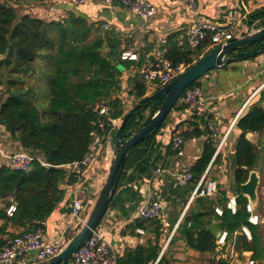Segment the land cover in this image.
Wrapping results in <instances>:
<instances>
[{
	"label": "trees",
	"instance_id": "16d2710c",
	"mask_svg": "<svg viewBox=\"0 0 264 264\" xmlns=\"http://www.w3.org/2000/svg\"><path fill=\"white\" fill-rule=\"evenodd\" d=\"M18 12L17 7L0 0V84L5 86L0 93V125L24 149L42 157L50 165L35 159L30 170L24 171L2 163L0 158V197L12 193L17 202V210L13 215L7 213L6 207H0V251L15 235L43 227L44 221L64 199V181L67 179L69 183H74L77 180L74 173H70L63 164L83 158L92 141V131L99 129L97 107L111 105L113 117L126 114L124 102L118 96L122 89L120 67L136 62L122 59L123 39L114 28H96L73 13L63 20H49ZM249 20L250 23L260 21L258 26L263 24L264 6L249 14ZM209 43L207 39L203 45ZM203 45L197 49H192L189 43L182 48H169L166 55L175 63H184L188 67L212 48L203 49ZM244 50L248 48L239 51ZM259 51V54L264 53V41L260 43ZM253 58L240 57L235 61ZM27 76L35 78L36 83H29L28 78L25 79ZM137 77L131 94L140 100L147 93L148 85ZM46 79L49 104L47 111L41 112L38 101ZM260 97L237 120L241 133L235 147L236 212L227 208L229 196L219 188L216 197L196 198L195 204L199 208L184 217L186 223L190 222L191 225L182 227L181 232L191 248L214 251L218 240L207 226L213 221L218 222L227 231L226 240L236 238V246L240 251H250L251 258L257 264H264V224L249 221V199L241 191V185L248 179L250 170L257 169L261 174L264 171V94ZM143 110L129 117L124 132L139 125L138 117ZM194 126L195 129L181 133L186 139L207 136L201 156L190 167L194 174L193 185H196L215 155L218 142L211 139L207 122L205 129H201L198 124ZM106 130L108 133L114 132L109 121ZM248 132L258 133L256 142L247 137ZM153 138L144 139L131 149L124 170L133 158L145 155L143 146L148 145ZM220 160L219 152L213 164ZM260 190L261 186L259 193ZM260 202L257 212L261 209ZM216 206L223 208L222 215L216 213ZM243 225L248 226L251 238L242 231ZM138 226L145 230L152 227L153 235L144 244L128 249L127 256L119 258L117 264L127 262L129 255H133L137 264H141V261L142 264H152L158 260L164 223L161 218L138 219L132 226L133 231ZM14 227H23V230L16 231ZM219 262L228 264L223 259H219ZM157 264H169L167 253L159 258Z\"/></svg>",
	"mask_w": 264,
	"mask_h": 264
},
{
	"label": "crops",
	"instance_id": "0c3cea01",
	"mask_svg": "<svg viewBox=\"0 0 264 264\" xmlns=\"http://www.w3.org/2000/svg\"><path fill=\"white\" fill-rule=\"evenodd\" d=\"M4 1L20 8L21 14L30 13L49 20H63L73 13L94 24L96 28L105 29L102 26L109 24L108 29L114 28L120 32L123 39V51L134 49L138 54V59L134 60L136 61L134 64L120 67L122 89L118 96L124 102L126 113L132 106L129 104V97L136 98L135 94H131L135 86V78L138 76L137 78L143 81L139 75V68L153 61L156 49L164 43L168 49L187 46L188 27L206 20L215 21L233 30H243L244 33L241 35L243 36L247 34L246 31L256 27L260 22L255 20L254 23H250L249 14L264 6V3L260 5L264 0H197L196 8L188 9L184 0H149L156 12L150 18H143L134 15L119 2L104 5L101 2L76 4L73 0ZM256 21L258 24H255ZM210 43L204 44L203 49L211 48ZM263 67L264 64L255 57L233 61L203 75L198 81L205 95L203 105L198 108H183L179 105L173 108L160 131L148 145L143 146L145 155L141 158H133L131 164L124 170L123 177L101 223L106 239L117 255V260L126 257L128 249H135L140 244H144L153 235L152 227L147 229L145 234H140L136 229L133 231L132 226L138 220L137 212L141 203L147 199L148 195L155 194L162 200L164 207L161 217L164 232L161 238L162 249L159 258L167 253L169 264H213L219 259L227 261L228 264H246L247 259L251 257V252L240 251L236 246V238L226 240L222 246L218 243L214 251H199L188 245L181 229L184 226L190 227L191 223L187 224L181 216L196 185L180 186L171 173H159L158 168L171 167L173 170L177 167L190 168L201 156L207 136L186 139V155L175 157L172 150L175 129L176 132L181 133L195 129L196 124L200 125L201 129H205L206 122L208 125V117L216 114L215 127L219 140L228 131L229 135L219 151L220 162L213 164L215 154L204 173H207L208 178L218 180L219 187L225 190L228 196H238L235 189L236 157L233 147L241 133L237 120L251 104L261 98V94L254 95V91L263 80L259 74V70ZM147 85L148 91L145 96L157 89L151 83ZM4 88L5 86L0 84V93ZM247 101L249 102L246 105ZM262 104L264 105V102ZM234 121L235 124L232 126ZM208 130H210L209 127ZM247 137L256 142L258 133L248 132ZM0 147L7 153L24 149L18 141L13 140L3 125H0ZM112 155L113 151L105 144L95 164L84 169L82 180L77 178L74 183H69L67 179L64 181L62 184L65 189L64 199L43 223L47 241H56L70 225H76L72 216L73 199H81L84 203V215L89 213L106 179ZM0 158L2 163H8L6 158L1 156ZM217 195L218 193L213 197ZM12 200H15L12 193L6 197H0V207L7 208L6 204H10ZM195 200L189 204L184 217L199 208ZM212 223L218 222L213 221ZM14 230L22 231L23 227H14ZM39 260L37 251H31L24 259L13 264H27ZM158 260L152 264H157ZM123 264L137 263L133 255H129V259Z\"/></svg>",
	"mask_w": 264,
	"mask_h": 264
},
{
	"label": "built area",
	"instance_id": "2783aa9c",
	"mask_svg": "<svg viewBox=\"0 0 264 264\" xmlns=\"http://www.w3.org/2000/svg\"><path fill=\"white\" fill-rule=\"evenodd\" d=\"M76 4L90 3V2H101L104 5H112L114 2H119L127 7L134 15L143 18H150L154 16L156 9L149 0H73ZM188 9H194L197 6V0H184ZM255 24H258L256 21ZM105 29L110 28L109 24L102 26ZM253 27L251 30L254 31L258 28ZM244 33L243 30H233L228 26L219 24L215 21L206 20L199 24L191 25L187 29V40L192 49H197L203 45V43L209 39L212 47L233 41L240 37ZM168 48L165 43L155 51V57L153 61L146 66H142L139 69V75L146 83H151L159 87L165 85L171 81L178 73L183 71L186 66L184 63H175L172 59L167 57ZM122 59L137 60L138 54L134 49H126L122 52ZM256 59L264 64V53L256 56ZM259 74L263 77L258 86L254 91L256 94H264V67L259 70ZM205 101V95L202 86L199 83L191 84L188 86L182 95L179 97L176 105L179 107L186 108H198L203 105ZM249 101H247L246 105ZM100 119L97 121L99 129L92 131V141L85 152L84 156L80 160H75L63 166L69 169L70 173H74L73 176L82 180L84 169L95 164L98 155L102 147L107 144L108 149L109 139L113 132L108 133L106 126L108 121L112 124L113 131H115L121 124L123 116L113 117L111 116L112 106L109 104H102L97 107ZM216 114H212L208 117V127L211 130L210 137L214 141L218 142L216 155L222 149L229 131L227 134L219 140L218 132L215 127ZM235 121L232 123V126ZM231 126V127H232ZM111 150V149H110ZM172 150L175 157H184L186 155V138L180 132H175L172 138ZM0 156L6 158L8 165L14 169L28 171L31 168L32 162L38 159L43 164L50 165L42 157L33 154L27 149H22L14 153H7L0 147ZM159 173L169 172L175 177V181L178 185L188 187L193 184L194 174L190 168L176 169L160 167L158 168ZM218 180L214 178H208L207 173H204L199 182L194 187L190 194L189 203L185 207L181 219L184 218L189 204L196 199L198 196L213 197L219 191ZM226 206L232 212H236L238 202L237 196H229ZM162 200L155 194L148 195L147 199L141 203L138 208L137 218L142 220H157L162 217L163 213ZM84 203L81 199H73L72 203V216L76 225H70L59 239L54 242L46 240V233L42 226L38 227L34 231H25L15 235L11 238L8 243L0 251V264H13L26 257L31 251H37L40 260L47 259L59 253L63 247L69 242L70 238L75 232L85 223L87 215L83 212ZM247 209L250 212L249 221L253 224L264 223V218L252 208L251 203L247 205ZM9 215L17 210L16 200L12 202L6 208ZM216 213L222 215L223 208L216 206ZM104 219V218H103ZM102 219V220H103ZM102 223V221H101ZM99 226L93 231L90 238L85 244H83L71 257L69 264H117V255L113 252L110 242L106 239L105 231L103 227ZM136 231L140 234H145L146 230L138 226ZM242 231L251 238V232L248 226L243 225ZM227 231H224L223 235L218 239L220 246L226 242ZM213 264H220L216 261ZM246 264H257L254 259L249 257Z\"/></svg>",
	"mask_w": 264,
	"mask_h": 264
},
{
	"label": "water",
	"instance_id": "95a60500",
	"mask_svg": "<svg viewBox=\"0 0 264 264\" xmlns=\"http://www.w3.org/2000/svg\"><path fill=\"white\" fill-rule=\"evenodd\" d=\"M264 41V23L256 30L236 38L233 41L220 43L201 55L191 65L178 73L171 81L159 87L154 92L140 99L123 117L120 126L109 139L110 149L113 151L111 164L106 179L87 214L85 223L75 232L69 242L56 255L44 260L27 264H69L72 255L87 242L93 231L99 226L106 215L118 183L124 170L126 161L132 148L142 140L155 136L166 118L173 110L179 97L195 81L211 70L221 68L240 57L248 58L259 55L260 43ZM247 49L239 51L240 49ZM234 51H239L233 53ZM144 109L138 120L139 125L124 132V128L131 115ZM149 111L146 115L145 112ZM246 169V166H243ZM260 173L252 169L248 179L242 183V192L249 198L253 209H256L259 196ZM214 236L219 239L224 230L218 223L207 226ZM26 264V263H25Z\"/></svg>",
	"mask_w": 264,
	"mask_h": 264
},
{
	"label": "rangeland",
	"instance_id": "374dc122",
	"mask_svg": "<svg viewBox=\"0 0 264 264\" xmlns=\"http://www.w3.org/2000/svg\"><path fill=\"white\" fill-rule=\"evenodd\" d=\"M264 2L262 1L261 3H260V5H262ZM18 6H20V5H18ZM20 9V8H19ZM19 14H21V11L19 10V12H18ZM28 78V80H29V83H36V79L35 78H29L28 76L25 78V79H27ZM47 83H48V81H47V79L43 82V87H42V91H41V95H40V97H39V101H38V106H39V109H40V111L41 112H43V111H47V107H48V104H49V86L47 85ZM127 93H128V90H127ZM139 100L137 99V98H135V97H132V96H130L129 97V104H131L132 106L136 103V102H138ZM132 106H131V108H132ZM131 108H129V110L131 109ZM128 110V111H129ZM146 113V115L149 113V111H147V112H145ZM178 131H180V130H178ZM1 133H3V132H1ZM156 136V135H155ZM155 136H153V137H155ZM158 136H159V134H158ZM157 136V137H158ZM233 147H234V149H235V147H236V145H233ZM263 164V163H262ZM264 166V165H263ZM260 173V172H259ZM264 171L262 172V174L260 173V184H259V187L261 186V190H260V193H258L259 194V198L261 197V202L258 200V203H257V206H258V204H259V202H260V207H261V209H260V211H258L259 212V214H260V216H262L263 218H264Z\"/></svg>",
	"mask_w": 264,
	"mask_h": 264
},
{
	"label": "clouds",
	"instance_id": "9594fccd",
	"mask_svg": "<svg viewBox=\"0 0 264 264\" xmlns=\"http://www.w3.org/2000/svg\"><path fill=\"white\" fill-rule=\"evenodd\" d=\"M260 55V54H259ZM256 211H257V209H256ZM262 223V222H261ZM259 224V223H258ZM264 224V223H263Z\"/></svg>",
	"mask_w": 264,
	"mask_h": 264
}]
</instances>
